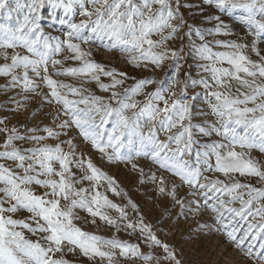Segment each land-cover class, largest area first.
Listing matches in <instances>:
<instances>
[{
	"label": "snow or ice",
	"instance_id": "1",
	"mask_svg": "<svg viewBox=\"0 0 264 264\" xmlns=\"http://www.w3.org/2000/svg\"><path fill=\"white\" fill-rule=\"evenodd\" d=\"M205 2L221 11L244 13L242 19L254 30L249 32L254 37L250 46L217 40L215 44L228 51L214 52L207 42H203L205 35H232L227 30L228 26L217 16L215 19L219 23L214 30L202 33L196 29V35L203 43L193 45L194 51L200 60L208 62L202 68L211 73L212 83L201 79L192 81V85L199 84L206 90V102L211 114L217 118L219 127L209 125L206 129L192 125L190 103L171 89L158 87L155 92L148 93L143 102L138 101L136 97L143 93L146 84L155 81L141 80L122 92L118 91L124 81L117 77L124 74L115 70L106 71L103 65L90 60L91 54L81 47V44L89 43L92 37L107 38L112 41L113 47L118 46L129 54V63L137 66L147 62L159 68L170 58L178 59L179 52L166 47V42L175 38L183 23V18L173 6V0H0V17L4 21L0 23V55L6 61H11L0 66V75L10 76L11 84L22 87L26 92H35L38 87L29 72L40 77L49 89L48 96L51 99L48 102L55 101L62 105L64 114L69 117L58 127L63 129L70 124L75 125L84 140L109 163L131 161L132 153L149 156L188 186L205 190V195L211 192L217 202L212 211L220 217L226 212L233 219L239 217L248 221L249 217L254 220L259 218L258 225L248 223V230L250 232L258 228L257 234H262L264 188L239 182L223 184L220 180L201 183L200 166L212 170L210 160L214 157V171L229 179L230 174L238 173L264 181V171L260 170L259 164L251 158H245L243 151H235L239 147L242 150L256 148L264 152V56H260L257 48V43L264 40V0ZM45 7L62 11L59 23L67 26L64 39L45 34L41 26V11ZM77 15L85 19L76 23L73 17ZM165 32L168 34L164 35ZM153 36H159L160 39L154 40ZM249 47L260 56L259 62L251 60L245 53ZM17 48L24 49L28 54H19ZM9 49L12 50L10 57ZM156 49L162 50L157 52ZM65 50L71 54L65 60L79 61V67L57 69L64 61L54 57ZM224 64L230 67L217 66ZM49 65L53 68V75L80 79L81 86L53 79L49 74ZM17 70H22V77L15 74ZM102 76L111 78V83H102ZM232 81L238 85L235 92L230 86ZM92 82L102 92H111L107 100L83 87ZM86 92L87 95L84 94ZM70 95L78 99H69ZM185 121L188 123L185 124ZM193 127L204 136L215 133L227 141L203 144L201 150L196 152L195 165L182 159L186 154H191L192 146L196 143ZM174 129L179 131L173 133ZM27 131L34 133L37 129ZM42 131L47 136L20 135L16 128L0 129L6 137L0 144V160L11 161L15 165L12 168L0 163V264H68L63 258L65 249H78L90 260L99 258L108 264H113L116 259V250L125 259L152 261L153 256L142 254L138 244L116 238L105 239L76 226V209L86 211L93 217V223L98 217L117 230L120 223L103 210L111 209L119 213V221H127L128 217L124 208L98 190L102 184H107L113 195H120L112 178L91 160L85 162L83 159H74L75 147L70 140L67 141L70 148L68 152L59 144L55 147L43 144L46 139H56L61 133L47 127ZM159 131L167 134L166 140L159 139ZM17 141L31 142L36 146L21 148L17 146ZM124 149L128 150L127 154L123 152ZM73 167L84 175L77 177ZM203 179L207 181V177ZM85 180L90 182L91 187L77 188ZM36 188L44 189L43 194H37ZM164 190L160 189L161 192ZM172 195L175 197V189ZM225 196L229 197L227 201L223 199ZM236 202H239V208L230 207ZM176 203L183 207L182 201L177 200ZM131 206L133 209L136 207ZM20 211L30 213L29 219L36 226L32 227L25 220L13 219L9 215ZM124 227L133 232L139 230L145 235L149 247L162 248L166 260L181 264L175 252L168 244L157 239L142 218L139 224L128 222ZM17 229H27L32 235H45L33 241ZM228 236L235 239L232 232ZM57 253H61V256L57 257ZM248 254L251 255L250 252ZM156 264H159L158 259Z\"/></svg>",
	"mask_w": 264,
	"mask_h": 264
},
{
	"label": "rangeland",
	"instance_id": "2",
	"mask_svg": "<svg viewBox=\"0 0 264 264\" xmlns=\"http://www.w3.org/2000/svg\"><path fill=\"white\" fill-rule=\"evenodd\" d=\"M178 5V7H177ZM173 6L176 7L177 13L183 18V23L180 26L179 32L175 38L166 42V47L171 51H178V59H168L163 65L157 68L151 63H140L139 66L129 63L131 56L123 51L120 47H113L112 41L107 38L92 37L87 44H81V47L89 52L90 60L104 66L106 71L115 70L117 73L124 75L117 77L122 79L124 83L119 86L118 91L122 92L124 88H130L138 81H155V83L146 84L143 93L136 97L140 102H143L150 92H155L158 87L163 89H171L178 97L187 100L191 105V124L199 125L208 129L209 125L219 127L217 118L211 114L210 107L206 102V90L199 84L193 86L192 81L206 79L212 83L211 73L205 72L202 65L207 64V61H202L195 54L193 45H199L207 42L214 52L228 51V49L218 47L215 41L222 42H237L246 43L249 46L253 40V36L249 34L250 26L242 17L244 13L240 11H221L214 5H209L205 0H173ZM63 16L61 10L53 11L50 7H45L41 11V26L46 35L59 36L64 39V32L67 31L66 25H61L59 19ZM219 16L220 21L228 26V31L232 33L229 36L223 35H205V40L202 42L196 35V29L202 33H207L209 30H214L219 23L215 17ZM67 19V17H64ZM84 17L79 15L73 17L74 22L79 23ZM0 17V23H3ZM174 23H180L175 21ZM168 33L165 32L164 35ZM87 35V33H85ZM154 40H159V36H153ZM257 48L260 50V56H264V40L257 43ZM162 49H156L157 52ZM2 51V50H0ZM16 52L21 55L28 53L24 49L17 48ZM245 53L255 62L260 61V56L251 51V48L245 49ZM9 57L12 50H8ZM134 55H139L135 53ZM71 54L66 50L60 55L55 56V59L64 61L62 65H58L57 69L68 67H79V61L72 59L65 60V57H70ZM5 60L3 55H0V66L5 63H10ZM177 66L179 71L177 73ZM218 67H230L227 64L217 65ZM17 76L22 77V70H17ZM49 74L57 81H62L76 87L81 86L80 79L69 76L53 75V68L49 65ZM43 75V73H42ZM29 76L35 81L38 87L35 92L24 91L20 86L11 84L10 76L0 75V129L16 128L20 135H44V128H52L55 132L61 133L56 139H46L43 144L55 147L57 144L65 151H70L67 141H71L75 147L74 159H83L85 162H91L102 172L112 178L120 195H113L108 189L107 184H102L98 189L105 194L113 203L124 208L128 220L119 221V213L111 209H104L109 216L116 218L120 223V228L117 230L113 226H109L98 217H91L86 211L76 209L77 219L74 223L83 231L101 236L105 239L116 238L122 242L138 244L141 253L144 255L153 256V260L146 262L142 259H125L119 256V250H116V259L113 264H156L157 259L159 264H172L171 261L165 259V253L162 248L149 247V242L145 235H142L139 230L133 232L131 229H126L124 224L132 222L139 224L140 219L143 223L149 226L152 233L162 243H166L175 252L176 259L181 264H262L264 260V233L257 234L258 228L249 232L248 223H259V218H248V221L242 220L239 217L233 219L228 213H224L220 217L217 212L212 211V207L217 204L212 198L213 194L208 192L205 195V190L199 187L192 188L182 182L180 178L172 171L162 168L158 163L154 162L149 156H136L132 153L131 161H113L109 163L102 154L94 149L90 143L86 142L80 135L79 129L75 125L70 124L69 127L61 129L58 127L63 121L69 117L64 114L62 105L55 101L51 103L48 96L49 89L43 83L40 77H35L29 72ZM176 82L173 84V82ZM101 82L111 83V78L101 77ZM231 88L235 92L238 87L235 81L231 82ZM83 87L88 89L97 96L107 100L111 92H102L95 82L84 84ZM183 90V93H182ZM87 95L88 93H84ZM167 92L165 95L167 96ZM195 97V99H193ZM69 99H78V97L69 96ZM161 106L162 103H161ZM83 107V105H81ZM188 121H185L187 124ZM37 129L36 132H28V129ZM179 131L174 129L173 133ZM193 139L196 143L192 146L191 154H186L182 157L183 160L195 165L196 152L201 150L203 144L213 142L227 143L222 137L212 133L210 136L202 135L197 128H192ZM159 139L164 141L167 139V134L163 131L158 132ZM5 134L0 132V144L5 140ZM18 147L30 148L36 145L31 142L24 143L17 141ZM175 148V145H173ZM2 150V149H0ZM237 152L243 151L245 158H251L260 166V170L264 171V152H260L254 148L251 150L235 149ZM123 152L127 154L128 150ZM0 163L5 166L15 168L11 161L0 160ZM210 163L213 169L209 170L206 166L201 165L202 178L201 183H207L213 180H220L223 184H231L239 182L242 184H251L257 188H264V181L258 177L240 176L238 173L230 174L231 179L225 177L222 173L214 171L215 158L212 157ZM135 165V167H133ZM73 171L77 177H82L84 173L73 167ZM155 177V179H153ZM207 177V181L203 179ZM163 181V183H161ZM90 188L89 181H83L78 184L77 188ZM161 188L165 190L160 191ZM173 189H175V197H173ZM37 194H43L44 189L36 188ZM225 201L229 197H223ZM177 200L183 202V207L176 203ZM131 201V204L129 203ZM131 205H135V209ZM218 206V205H217ZM7 207V205H5ZM230 207L239 208V202L231 204ZM12 215L13 219L25 220L32 227L36 224L29 219L30 213L20 211ZM23 231L26 238L33 241L39 240L43 233L32 235L27 229H17ZM232 232L235 239L228 236ZM251 253L249 255L248 253ZM57 257L61 253L56 254ZM63 258L68 264H108L101 261L99 258L90 260L83 256L77 249L75 251H67L65 249Z\"/></svg>",
	"mask_w": 264,
	"mask_h": 264
}]
</instances>
